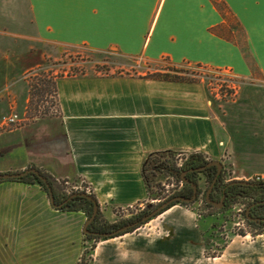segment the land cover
<instances>
[{"label":"crops","instance_id":"0c3cea01","mask_svg":"<svg viewBox=\"0 0 264 264\" xmlns=\"http://www.w3.org/2000/svg\"><path fill=\"white\" fill-rule=\"evenodd\" d=\"M218 1L229 12L212 0H27L32 34L0 37V120L11 110L21 117L0 126V174L35 168L83 184L100 211L142 206L143 165L157 155L198 153L228 160L242 178L263 176L264 0ZM46 45L227 70L261 90L245 86L235 103L217 106L201 81L58 77L54 106L33 116L24 75L44 61ZM85 222L82 212L55 209L37 184H0V264H64L49 243L67 242ZM224 255L264 264V235L235 238Z\"/></svg>","mask_w":264,"mask_h":264},{"label":"rangeland","instance_id":"374dc122","mask_svg":"<svg viewBox=\"0 0 264 264\" xmlns=\"http://www.w3.org/2000/svg\"><path fill=\"white\" fill-rule=\"evenodd\" d=\"M32 31L27 0H0V37L1 33L19 32L31 35ZM2 45L3 40L0 38V49ZM38 47L41 46L37 44L36 48ZM43 49L47 52L44 61L24 75L31 86L33 116H41L54 106L53 83L58 77L145 75L143 78L155 79L154 76L167 74L185 81L203 82L211 101L217 106L235 103L245 86L254 85V89L261 90L255 82L231 78L217 70L187 65L175 67L166 60L152 63L123 58L111 52L97 53L57 45H46ZM3 56L0 53V58ZM11 111L18 114L16 110ZM258 131L261 133V129ZM185 158V155L177 153L149 158L142 171L147 184V200L141 207L111 209V213L103 209L100 211V220L108 225L114 224L145 208L151 210L163 203L180 187L173 169ZM219 162L224 166V180L227 182H250L257 177L264 182V175H247L242 178L228 160ZM0 184L20 183L3 181ZM207 187L205 182L200 184L201 194L194 203L176 204L133 232L116 238L86 240L79 228L72 233L68 232L72 235L68 236L67 242L49 243L50 249L52 248L54 256L58 251L62 257L61 263L64 264H246L237 263V260L228 262L229 259L224 255L225 249L235 238L251 241L264 235V228L248 225L243 216L247 199L236 200L225 211L208 207L203 196ZM83 189V184L78 183L57 182L56 185L59 199ZM85 219L87 220L86 217ZM41 244L36 245L44 247ZM240 260H244L243 257Z\"/></svg>","mask_w":264,"mask_h":264},{"label":"trees","instance_id":"16d2710c","mask_svg":"<svg viewBox=\"0 0 264 264\" xmlns=\"http://www.w3.org/2000/svg\"><path fill=\"white\" fill-rule=\"evenodd\" d=\"M213 3L219 7V9L223 12H229L226 5L223 2H220L218 0H212ZM154 80H159V81H165V82H184V79L172 76V75H162V76H154ZM54 85V83H53ZM43 94V93H41ZM33 98V96H32ZM32 102V99H31ZM211 160L210 159H206V157H204L201 154L195 153V154H190L188 155V157L186 158V164H190L192 165L194 168L200 167L202 165H207L208 163H210ZM40 172L41 175H43L45 178L48 179V182L50 183L51 187L53 188V191H56V185L57 182L55 181V179H53L50 175L38 170ZM213 171H215V168H213ZM144 177V176H143ZM145 179V178H144ZM213 179V178H212ZM6 181V182H16V183H20V184H25V185H34L37 184L39 185L47 194H48V189L46 188L45 184L38 178L37 175L35 174H28L20 179H14V180H0V183ZM146 182V181H145ZM249 183L253 184V185H249V186H245L242 184H237V186L235 187L236 191L234 194H242V196L246 199H248L247 204H251V200L256 201L258 199H262L264 196V182L260 181V178H256L253 179V181H250ZM211 184V181L208 182V185ZM147 186V184H146ZM87 194L89 196H91L93 200H89L87 197L84 196H75L74 198H72L71 200H69L67 202L66 205L63 206V208H61V210L63 211H67V212H82L85 217L87 219H89L93 213V209H94V205L95 203H97L95 197L93 196V194L90 193H86V191H75V192H71L65 196L62 197V201L67 200L69 197H71V195L73 194ZM148 194V192H147ZM98 204V203H97ZM179 204L178 202L171 204L167 209H165L162 213H164L165 211L169 210L172 206ZM208 206V205H207ZM210 207V206H208ZM211 208V207H210ZM152 211V209H143L137 213H135L134 215H132L130 218L127 219H123L121 221H118L114 224H110L108 225L107 223H104L100 220V210L98 211V214L96 216V218L94 219V221L89 225L88 230L94 231V232H99V233H103V232H112L115 231L127 224L139 221L140 219H142L145 215L149 214ZM262 211L264 212V209L262 208ZM161 213V214H162ZM160 215V214H159ZM157 215V216H159ZM156 216V217H157ZM155 218V217H154ZM151 220V219H150ZM149 220V221H150ZM149 221H147L146 223H148ZM146 223H142L140 225H138L135 228H132L124 233H121L118 236H115L113 238L116 237H120L124 234L133 232L134 230H136L137 228H139L140 226L146 224ZM248 225L250 226H260L264 228V222H259V223H252L250 221H247ZM85 239L86 240H95L97 238H100V236H96L93 234H84ZM105 239V238H104ZM109 239V238H107Z\"/></svg>","mask_w":264,"mask_h":264},{"label":"flooded vegetation","instance_id":"af4514ba","mask_svg":"<svg viewBox=\"0 0 264 264\" xmlns=\"http://www.w3.org/2000/svg\"><path fill=\"white\" fill-rule=\"evenodd\" d=\"M213 168H215V171H213ZM173 170L175 172L174 174L178 177L180 181V187L178 188L176 192L170 195L168 199H171L177 196L191 198L194 195V189H193L192 184H195L197 186V193H196V199H197L198 196H200L201 194L200 184L202 182H205L208 185V182L211 181V184L208 185L203 195L205 204L210 206L211 208L216 209L218 211H225V210H228L231 207L232 203L235 202L236 200H239L242 198L246 200V198H244L242 194L240 193L234 194L236 191L235 187L237 186L238 183L227 182L224 180V166L220 171L215 166L207 167V165H202L200 167L194 168L192 165L186 164V159H185L180 164V167H177ZM215 178H216V183L213 185L212 190L209 192V189ZM185 179L190 181L191 183L185 181ZM247 183L248 184L245 186L253 185L249 182ZM54 196H55V202L57 204L64 202L61 199H58L56 195ZM196 199L193 202H183V201H177V202L179 204L180 203L189 204V203H194ZM251 202H252L251 204L249 203L244 206V210H243L244 218L246 219V221H250L252 223L264 222V221H253V220L248 219L249 217L256 218V219H264V212L262 211V208L264 209V196L262 199H258L256 201L251 200ZM160 204L156 205L152 209V211ZM247 212H249V214H247ZM91 232L93 233L94 231H91Z\"/></svg>","mask_w":264,"mask_h":264},{"label":"water","instance_id":"95a60500","mask_svg":"<svg viewBox=\"0 0 264 264\" xmlns=\"http://www.w3.org/2000/svg\"><path fill=\"white\" fill-rule=\"evenodd\" d=\"M211 166H215L218 168V170L220 171L223 168V165L219 162V161H212L210 163L207 164V167H211ZM28 174H35L38 176V178L45 184L46 188L48 189V195H49V199H50V203L52 204V206L55 209H61L63 208V205L66 204L69 200H71L72 198H74L75 196H84L87 197L89 200H93L94 199L87 195V194H73L71 195V197H69L67 200H65L63 203L57 204L55 202V196H54V191L53 188L51 187L50 183L48 182V179L45 178L43 175L40 174V172L35 169V168H31V169H27L23 172H19V173H7V174H0V180H14V179H20ZM185 181L191 183L190 181L186 180ZM216 183V178L213 180L212 185L209 189V192L212 190L213 185ZM242 185H247V182H236ZM193 189H194V195L191 198H185L182 196H177V197H173L171 199L166 200L165 202L161 203L159 206H157L153 211H151L149 214L145 215L142 219H140L139 221L127 224L115 231L112 232H103V233H99V232H90L88 230L89 225L94 221V219L96 218L98 211H99V206L97 203H95L94 205V209H93V213L91 215V217L89 219L86 220L84 227H83V233L84 234H93L96 236H100L102 238H113L115 236L120 235L121 233H124L132 228L137 227L138 225L142 224V223H146L147 221H149L150 219H153L154 217H156L157 215L161 214L165 209H167L171 204L177 202V201H183V202H193L196 199V193H197V186L195 184H192ZM247 214H249V212H247ZM249 220H253V221H264V219H256V218H248Z\"/></svg>","mask_w":264,"mask_h":264},{"label":"built area","instance_id":"2783aa9c","mask_svg":"<svg viewBox=\"0 0 264 264\" xmlns=\"http://www.w3.org/2000/svg\"><path fill=\"white\" fill-rule=\"evenodd\" d=\"M217 71L221 74L227 75L228 77L237 79V77L230 71H227V70H217ZM20 122H21L20 116L15 111H10L8 114L2 116V118L0 120V126L1 127H12V126L18 125ZM178 155H181V154H178ZM187 157L188 156H186V158ZM178 167H180V165H178ZM258 178L259 177H257V179ZM83 190L86 192H89L88 188H84ZM139 207H141V206H139ZM129 208H132V207H129Z\"/></svg>","mask_w":264,"mask_h":264}]
</instances>
